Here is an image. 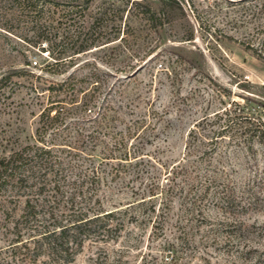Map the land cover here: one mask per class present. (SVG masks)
I'll return each mask as SVG.
<instances>
[{
  "label": "rangeland",
  "instance_id": "1",
  "mask_svg": "<svg viewBox=\"0 0 264 264\" xmlns=\"http://www.w3.org/2000/svg\"><path fill=\"white\" fill-rule=\"evenodd\" d=\"M67 1L0 0V153L32 141L53 100L56 207L100 216L71 260L57 261L37 231L14 227L24 196L0 190V264H264V145L247 132L264 128V0H145L150 18L127 0H76L74 12ZM43 36L51 43L38 47ZM77 88L110 119L60 100ZM94 127L130 156L89 184L81 150L99 154ZM62 177L84 181L83 193L70 198Z\"/></svg>",
  "mask_w": 264,
  "mask_h": 264
},
{
  "label": "trees",
  "instance_id": "2",
  "mask_svg": "<svg viewBox=\"0 0 264 264\" xmlns=\"http://www.w3.org/2000/svg\"><path fill=\"white\" fill-rule=\"evenodd\" d=\"M73 1L76 0H69L65 3L64 6L67 8V11L74 12L78 7V3ZM128 1L131 2V5L140 6V12L145 18L152 16V10L148 1ZM171 1L177 2V0ZM41 40H45L49 44L51 43L50 38L43 36L38 37L34 44L39 47ZM85 46H78V49H75L73 53L85 50L83 49ZM41 48L43 50L44 47L41 46ZM52 64L46 63L41 70L51 71L50 67ZM32 86L37 95H41L43 93L42 90L45 89L39 83H32ZM46 88L53 89L52 86ZM81 91L80 88L72 90L60 100L71 103V106H73L71 109L81 113V117L89 115L87 111L93 112L94 115L90 118H95L94 120L97 124L109 120L108 114L98 107L95 98L85 93L79 97ZM92 108L95 109L92 110ZM97 108L99 109L97 110ZM63 111L67 113L69 110L64 107ZM60 113V110L55 108L53 100H49L48 104L44 105L38 114L35 135L32 141H21L15 146L13 145L8 148L7 151L4 150L2 151L3 153H0V190L9 191V189H12L24 196L22 197V205L18 213H16L17 217L13 220L14 227L19 226V228H22L26 226L33 231H37L38 237H34L36 246H40L43 252L50 255L51 258L63 262L71 260L75 252L72 246L81 245L83 236L87 235V232L94 228L100 215L98 212L89 214L87 210H77L78 208H74L72 204L69 205L71 211L67 215H63L64 211L56 207L55 194L62 192L61 189L64 183H60V179L55 178V173L51 171L50 166L61 163V161L53 157L52 148L54 144L50 142L52 139L47 140L45 136L49 134L52 135L51 138H54L59 135L62 128L58 123ZM260 124L262 125V123ZM95 128L90 133L95 138V141H92L94 146H99L103 143V146L99 149V154L81 150L83 159L85 158L88 162L86 167L89 171H86L83 176L87 175L85 182L89 184H94L100 179V171H105L106 176L110 175L111 179L114 178L115 175L123 171L121 169L124 166L122 160L128 159L130 156L128 150L115 155L113 148H117L116 144H119V141L112 140L109 143V141L101 139L105 135V132L100 133ZM220 132L218 131L216 134L220 135ZM247 132L251 139L264 145V128L254 127L253 130ZM108 161L110 162L107 163ZM102 164H109L111 168L109 170H106L105 167L100 169V165ZM78 176H80V173H78ZM75 179L73 178L71 181L67 179L65 181V177L61 178L62 182L72 184V192H70L72 196L70 198L83 193L81 187L84 181L78 182ZM208 192L209 188L206 184L190 205L198 200H202ZM218 198L220 205L230 208L231 199L226 191L221 193ZM185 205L188 206L189 204L185 203ZM104 215L108 216L109 212L104 213ZM105 222L104 224L107 225L108 220ZM62 254H66V257H60L63 256Z\"/></svg>",
  "mask_w": 264,
  "mask_h": 264
}]
</instances>
